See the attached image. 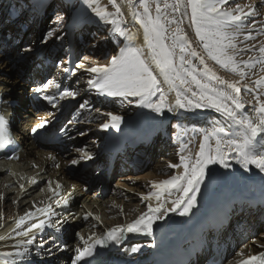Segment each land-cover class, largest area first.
Masks as SVG:
<instances>
[{"label": "snow or ice", "instance_id": "6c2138e0", "mask_svg": "<svg viewBox=\"0 0 264 264\" xmlns=\"http://www.w3.org/2000/svg\"><path fill=\"white\" fill-rule=\"evenodd\" d=\"M231 2L232 0H124L132 19L142 29V43H139L141 33L123 26L127 24V19L118 0H107V4H102L101 0H82L84 6L103 24L111 26L110 36L116 40L123 38L124 42V46L120 47L105 65L85 67L84 61H87L88 57L80 62L77 67L92 74L86 81L87 91L94 90L98 96L120 97L125 100L134 97L137 98V105L150 108L158 114H163L165 109L171 112L178 109L214 108L224 117L226 123L223 127L213 128L205 133L194 157L187 152V145L181 144L179 162L170 163L168 167H182L183 171L167 179L153 181L152 190L142 196L144 201L156 199L158 203L155 207L148 203L147 211L131 223L110 227L102 235L93 232L85 237L77 232L80 243L75 247L72 264H92L98 249L110 244H122L129 233L152 236L153 224L164 219L169 212L176 211L181 205V215L190 213L195 206V193L200 191V185L204 182L210 165L220 164L229 168L231 156V159L245 170L254 166L264 173V74L249 80L250 75L256 76L257 68L260 73H264V40L257 39V35L253 34L255 32L264 36V20L255 18L264 15V12L257 9V0L244 5L236 3L234 6H230ZM108 4L114 10L110 11ZM259 4L264 5V0H259ZM185 17L194 30L198 44H193L183 27ZM62 19L58 15L57 23ZM173 25L175 27H172ZM55 32V29L50 30L47 36H53ZM249 52L255 54L243 58L244 54ZM194 60L199 61V66ZM207 60L214 61L238 78L229 80L218 75ZM76 70L63 69L65 73L73 74ZM191 84H195L198 91H193ZM164 85H168V91H175L174 104L169 103ZM50 86L57 90L56 95L45 94L42 98L53 108L57 107L60 100H74L80 95L75 89L62 88L61 84L52 80L34 91L42 93ZM189 92L197 99H190L186 95ZM245 92L251 94L252 98H246L243 95ZM153 97L158 98L153 100ZM249 107L251 111L248 110ZM91 110L89 101L84 100L79 104L73 120L68 123L79 122L81 112ZM104 115L109 119L99 125L100 129L111 127L119 130L122 118L111 112ZM84 122L90 123L91 120L86 116ZM47 123V120H42L31 128V132L37 133L38 129L44 128ZM60 133L65 136L69 134L67 125L60 129ZM213 140L214 146L210 143ZM12 143L7 129V118L0 113V150H8ZM76 151L81 153V160L92 158L91 153L85 152L84 149L78 148ZM6 158L18 159L15 151ZM50 158L55 160L54 156ZM70 163L76 165L79 160L73 159ZM56 167H59V164ZM38 182L36 177L29 181L32 185ZM20 187L23 189L24 185L21 184ZM61 188L60 183L57 182L53 187L52 182L48 181V191L51 193L48 199L60 197ZM165 189H174L180 193L178 198L172 201V206L167 208L165 202L161 201V194ZM190 192L193 193L191 196L188 195ZM71 196L69 193L57 199L56 207L67 210ZM0 198H3L2 193ZM37 213L42 218L33 220ZM76 218L71 212L67 216L58 215L51 203L37 208L35 212H26L16 219V229H20L26 221L30 223L22 231L13 230L15 236L22 239L16 241L15 251L0 252V264H25L30 252L29 246L36 243L38 233L42 234L49 228L59 233L64 223ZM82 218L85 221L89 218L101 220L99 216H93L92 212L84 213ZM10 236L11 233L7 236L0 235V241H5ZM49 239L53 247L45 249L48 255L53 254V248L58 251L68 248L67 244H59L54 237ZM47 243L48 241L40 238L37 253ZM260 247L264 248V245ZM139 248L140 245H133L130 251L135 253ZM237 256L240 259L229 261V264H264V251L247 256L241 251Z\"/></svg>", "mask_w": 264, "mask_h": 264}, {"label": "bare ground", "instance_id": "6f19581e", "mask_svg": "<svg viewBox=\"0 0 264 264\" xmlns=\"http://www.w3.org/2000/svg\"><path fill=\"white\" fill-rule=\"evenodd\" d=\"M80 2L81 3L79 7L76 8L74 11L75 19L78 22L79 21L82 22V23H77V25H84L89 27L88 25H91V23L95 21L96 22L95 24H97V26H100L98 24H101L103 26V23L88 8L84 6L82 0H80ZM251 2L252 0L248 1V3ZM101 3L107 4V0H101ZM118 3H120L122 10L125 12V17L127 19V24L123 26L129 28L132 31H139L141 33V36L138 42L142 43V29L139 28V24H137L132 19L131 14L128 12L127 6L124 3V0H118ZM240 4L241 5L247 4V1L242 2ZM230 6H234V4H231ZM256 7L257 9L260 10L261 8L264 9V5H260L259 0H257L256 2ZM108 9L110 11L114 10L112 9L111 6H109V4H108ZM153 14H154V7H153ZM172 27H175V25H173ZM183 27L188 32L190 39L193 41V44L194 45L197 44L198 40L195 37L194 30L189 26V20L187 17L184 18ZM253 34L257 35V39L264 40V36L258 35L255 32ZM119 41L121 43L118 49L124 46L123 38H120ZM88 42L89 40H87V43ZM249 43H255V41H249ZM37 45L35 47H37ZM14 47L15 44L9 49H13ZM7 48L5 50H8ZM37 49L39 48L37 47L35 50ZM67 49L69 51L68 55L71 56L72 51L70 50V44ZM39 50L46 51L48 50V47L45 46L44 48H40ZM29 51L30 50H27L25 51V53ZM36 52L37 51H35V53ZM39 52L40 51H38V53ZM33 53L34 52H31L30 54H26V56H29V58L20 62L21 68L27 69L28 70L27 73L31 77L35 76V74L38 73L37 68H34L35 66L34 63L36 62L34 59L37 56V60H38V55H33ZM254 54L255 53H251V52L246 53L244 54L243 58L246 59L248 55H254ZM79 61H83V60L80 59ZM193 62L197 64V66H199L198 60H194ZM207 63L217 72L218 75L223 76L225 79L233 80L238 78L233 73L221 68L214 61L207 60ZM10 65H11L10 62L7 61V59L4 58L1 60L0 58V72L6 71L10 67ZM57 70L58 69L53 68L52 69L53 74L56 73ZM262 74L264 73H260L257 68L256 76L250 75L249 80L250 81L254 80ZM16 75L20 76L21 73L15 72L14 74L10 73V75L6 73H0V81H1L0 90L3 93L5 99L7 100H9L12 95H15L19 99L18 109L15 112L18 115L23 113L22 115L23 119H21L18 125L14 127V131H17V135L22 139V143L24 147V151L21 154L24 161L22 165H24L26 169H29L32 178L36 177L39 182L38 184H36V186L26 189V187L30 184L29 181H27L26 184L24 185V188L22 189L19 185V181L21 180L20 176L6 174V172H2L0 170V193L3 194L2 204H0V208L4 210V215H6L8 218L12 217L13 219L16 210L18 213H20L23 212L26 208H30L28 210L30 211L32 210V208H34L32 202L37 203L38 201L49 197L50 192L48 191V181L52 182L53 187H55V184L58 182L62 185V188L60 189L61 195L60 197H53L52 200H49V202L54 206L58 215L67 216L68 213L71 212L75 217H77L76 219H69L66 223H64L63 227L66 231L71 228L72 222L78 220L80 222V227H81L80 233L82 235L85 234L86 236H88L89 233L93 231L100 232L106 223L103 222L102 224H100L99 222H97L95 219L92 218L89 219L88 221L85 220L83 221L80 217L81 215H83L86 212H92L93 214H103L107 217V219H109L108 222L115 221V224L126 225L129 222H132L134 219H136L141 213L146 212L148 203H151L153 207L157 205L158 201L154 198L151 199L150 201H144L142 199V196L144 194H147L150 190H152L151 184L153 181L164 180L167 179V177L169 178L173 173L178 174V172L180 173L183 171L182 167L179 169L169 168L168 165L172 162L168 164H164L163 162L167 160L164 157L158 158L156 160L157 163L155 164V167L153 168L152 172L136 173L135 167L131 166L130 162L137 154L135 152L136 150L139 152L140 150L144 151V153L148 155V157L151 156V158H153L152 155H154L155 153L154 149L156 147H157L156 152L168 149V145L165 144V140L163 139V136L161 134V132L162 133L166 132L165 130L166 120H168L170 117L180 118L183 116H185L187 119V118H192L191 116L193 115H196L197 117L193 116L194 117L193 119L196 121L201 117L207 116L210 125H208V128L205 129L202 135L196 136L197 146L200 145V142L203 140V137L206 132H210L213 128L223 127L226 123L224 117L214 108L178 109L171 112L165 109L163 114H158L152 111L150 108L142 107V106L133 114L127 115V117H121L122 120L120 123L119 130L115 128L111 129L109 127L108 129H103V133H101L100 127L99 128L96 127L102 124V122L101 123L95 122L94 126L96 129H93V131L97 130L98 134L97 135L95 134V137L92 141L89 140L88 142L85 143L87 144V147L85 148L89 150L88 153L93 152V154L91 155L92 158L88 161L97 160L96 162H99L101 160L105 161L104 159H107L108 155L110 154L109 153L107 154V151L100 154L98 147L101 149L102 143L107 142L108 141L107 138L110 136H118L119 133L123 131L124 133L126 132L132 133V136L135 139L134 144L127 147V150L125 152L126 153L125 158L119 160V163L117 164L118 168L114 170L113 180L114 177L118 175L119 176L117 182L114 184L115 188H112V191L114 193L113 196L110 199L109 198L101 199L97 197L98 189L95 191L94 186L92 185L93 182L90 181L91 178H94L95 175L100 174V172L102 171L101 167H96V169L99 171H94L95 168L82 170V171L80 169L81 171L80 174L72 173L68 171L67 167H69L68 165L71 164L70 163L71 160L79 157V152L76 151L79 147L78 145L76 146V148L70 150L67 149L65 151H61L60 149L43 148L41 145L37 146L35 139L28 134L29 127L31 126L32 123L34 122L38 123L42 118L47 119L48 118L47 116H50L48 112L49 110L47 112L42 111V112L34 113V111L31 108L26 109V101L23 99L22 95L18 93L21 89L20 87L21 82L18 80L19 77ZM91 75L92 74L86 72L85 69L82 70L80 73L79 71H77L76 75L73 74L70 76V78L68 79V83L71 82L72 86H75L74 81H71L72 78L80 77V76L90 77ZM31 77H29V79H31ZM188 79L190 80L191 78L188 77ZM190 86L193 91H198L197 86L195 84H191ZM163 87L165 89L169 103L174 104L176 98L175 91L174 90L168 91L167 90L168 85H164ZM186 95L192 100L197 99V97H193L190 92L186 93ZM243 95L248 99L252 98L251 94L247 92H245ZM111 98L113 97L97 95V97L95 98L91 97V101L100 103L101 102L99 101L100 99H104L106 101V100H111ZM157 98L158 97H153V100ZM6 107L9 112L10 111L14 112L13 108L10 107L8 104L6 105ZM20 110L24 112L19 113ZM248 110L251 111L250 107L248 108ZM122 112H125V109H123ZM88 117L91 118V115H89ZM172 122L178 123L177 120ZM203 126H207V125L204 124L202 125V127ZM76 129L77 127H75V130ZM96 140L97 141L102 140V142L95 143ZM137 140H139L138 142L140 143H136ZM146 141H148L149 145L142 147ZM182 142H183V138L180 137L177 140V143L181 145ZM210 143H212L214 146V140L210 141ZM174 152L176 151H172V153ZM50 156H54L55 160L51 159ZM158 160L161 162H158ZM229 163L231 164V167L229 168H224L220 164H213L209 166L204 182L200 185V191L195 193L196 202H195V206L193 207L190 213H188L187 215H181L180 213L183 211V206L181 205L177 207L176 211L169 212L164 219L157 220L153 224V227L156 228L157 231H166L165 233L170 231L169 229L170 227L178 228V229L185 228L187 222L192 223L198 215H200L202 212L208 210L209 208L213 207L216 204H220L225 207L226 205L229 206V204L235 206V204L243 203L241 207H238V209L234 211L237 215L242 214V216L234 217L233 220H231L229 229H232L235 223H238L240 227H246L247 224H249L250 219L255 218V222H257V219L262 218L264 215L263 214L264 207L263 206L256 207V200H257L256 197L260 195L264 197V173H261L254 166H250V170H245L235 160H232L231 156H229ZM33 164H36L38 168L36 169L32 168ZM57 164H59L58 169L56 167ZM95 164L98 165L97 163ZM158 167H161L160 170L167 167V172H169L170 174H167L166 176L157 175L156 173L159 170ZM86 181H89V183H87ZM101 181L106 182V185L104 186L106 188H109L110 185L114 183L109 180H104V177L101 179ZM144 186L149 188L148 192H144L143 190ZM39 188L41 189L38 191ZM35 190L36 192L32 193ZM13 193H15L14 197L11 196V194ZM69 193H71L72 196H71V201L67 206V210L63 208H57L55 205V201L63 196H67ZM192 194L193 193L190 192L188 195L191 196ZM179 195L180 193L176 192L174 189L173 190L165 189L161 194V201L165 202L166 208L171 207L172 201L177 199ZM114 196H118V197L116 198ZM254 197L256 199H254ZM185 199H187V197H185ZM229 214H233L232 209L229 210ZM19 217L20 216L18 215L14 220L16 221V219H18ZM39 218L42 217L40 216L39 213H37V216L33 217V220ZM12 219H9V221L5 224V226L3 228H0V235L7 236L9 233H11L9 239L5 241H0V252L15 251L14 245L16 244V241L22 238L15 236V231L13 230L15 229L16 231H22L24 227L28 226L25 225V226H21L20 229H16L15 222ZM104 220L105 218H103V221ZM263 220L264 217L263 219H261L260 227L264 226ZM93 225H95V227H93ZM39 235H43L45 236L46 239H49V236L46 234V230L42 234L41 233L37 234V241L36 243L31 245L32 250L31 252H29L25 264H44L48 259H51V257H54L55 259L52 260L50 264H56V262H58L59 264H68L65 263V261L69 258L74 247L78 243H80L76 236L73 238V241L70 244L68 251L63 252L56 250V248H53V254L48 255L44 249L53 247L48 241V243L45 244L44 248L40 249L39 253H37V249L39 247V240H40L38 239ZM127 236L129 237V241L131 242V245H128L126 247L127 249H125V251L128 254H133L130 251L133 245H140V248L137 251V253H141L147 248L146 244L148 243L149 236L143 234L130 236V233L127 234ZM240 237L241 235L239 234L237 239H239ZM226 243L229 244V242ZM260 245H264V229L260 230V232L255 237H253V239L249 240L246 244H244V246H242L237 253L244 250L243 247L245 246L250 247L252 249H258L260 248ZM229 247L228 250H231V248ZM71 255H73V253Z\"/></svg>", "mask_w": 264, "mask_h": 264}, {"label": "rangeland", "instance_id": "374dc122", "mask_svg": "<svg viewBox=\"0 0 264 264\" xmlns=\"http://www.w3.org/2000/svg\"><path fill=\"white\" fill-rule=\"evenodd\" d=\"M42 1H44V0H0V28H3V29L7 28L9 31H11V30H14L13 27H15L17 25H23L24 28H26V31L23 33V37H22L21 41L23 43H26V44L20 45V46H22V47L29 46L33 50H35L37 47H39V48H44L45 46H47L48 48L49 47H52V48L55 47L53 49H50L49 52L54 53L56 51L55 53H56V55H58L60 48L56 47V46L58 43H60L61 39H64V37L68 36V33H69L68 30L71 28V25L73 24L72 12H73L74 8H76L80 5V1L74 0V2H72V3H67L64 0H46V2H49L51 4V6L49 7L47 5L45 8L41 7ZM246 1L248 3V1H250V0H232L231 4H236V3L240 4V3L246 2ZM64 4H65V7H64ZM109 6H111V5L109 4ZM258 10H260V9H258ZM260 11L264 12V9L261 8ZM58 15L63 18L62 21H60L59 23H57V21H56V17ZM255 18L257 20H261V19L264 20V15L263 16L262 15L257 16ZM77 23H82V22L77 21ZM98 25H100L99 28H101V29L106 28V26H108L105 24H103V26L101 24H98ZM88 28L89 27L84 26V25H77V26H73L71 28L72 33H74L77 30L81 31V39L79 41L80 42L79 44H77L76 42L73 43L72 41L69 42L71 51H72L73 46H78V47H80L81 55L84 56L83 58L88 57L87 60L92 61L91 59H95L96 56H98L101 59V57L107 51L112 50V48H111L112 42H115L116 45L118 44L117 46H120L121 42L119 40H116L113 38L109 40V38L105 37V35L109 36V34H107V32H108L107 28L104 31H95L94 34L92 31L88 32ZM53 29L56 30L55 34L53 36H50V37L47 36V33ZM92 30H94V29H92ZM2 31H5V30H2ZM73 38H74V36H73ZM44 39H49V40L47 43H42L41 47L36 44L37 42H42ZM87 40H89L88 43H87ZM32 42H34L37 45V47H35L36 45H29ZM89 43H91V44H89ZM99 43H101V44H99ZM197 44H198V42H197ZM18 47H16V48L14 47L13 49L7 48L9 51L4 50L3 53H0L1 54L0 55L1 60L5 58L11 64L10 67L5 71L6 74L10 75V73L14 74L15 72H18V73L20 72L22 74V72H21L22 68L20 66V62H22L23 60H25L27 58L24 57V54L20 55V54L16 53L17 49H18V51L22 50L21 48H18ZM97 49H98V51H97ZM113 49H117L116 46H113ZM39 51L42 52L43 50H39ZM31 52L32 51H29L26 54H30ZM113 52L115 53V51H113ZM36 53L34 52L33 55H35ZM8 54L10 56H8ZM72 54L75 57V55H76L75 49L72 51ZM112 55H113V53H111V52H108L107 54H105L104 55V61H108ZM26 57L29 58V56H26ZM34 60L35 61L37 60V56L35 57ZM99 62H98V64H99ZM15 64L17 66V70L14 67ZM25 74L27 77L28 73L26 72ZM32 74H33V71H32ZM35 75H38V74L36 73ZM16 76L19 77V79H18L19 81H20V78L23 77V76L20 77L19 75H16ZM20 82H21L20 87H24L25 81L24 82L20 81ZM81 94L82 93H80L79 96H81ZM129 98L132 99V102L129 103L130 105H132L131 107L137 106V104L135 102L137 98H132V97H129ZM117 99H118V101H117ZM124 100L125 99L120 98V97L111 98V101H116V102H119L117 104H120L119 105L120 110L115 105L116 110L118 112H120V114L118 115L120 117H127V115H131V114H127V109H129L130 106L125 104L126 100L125 101ZM99 101H101L100 102L101 104H104L107 100L105 101L104 99H100ZM91 103H97V102H92L90 100V104ZM115 106H114V108H115ZM140 108H141V106L138 107V109H140ZM26 109H28V108L26 107ZM123 109H125V112H122ZM20 112H24V111L20 110L19 113ZM84 112L85 111H82L83 114H84ZM22 115H23V113L19 115L20 120L23 119ZM90 115L93 116L94 118L99 117V116H94L92 114H90ZM114 115H117V114H114ZM193 116L197 117L196 115H193ZM193 116H191L192 118H187V119L185 116L180 117V118L170 117L168 120H166V126L167 127L170 126V127H168V133L169 134L167 136H164L165 140H166L165 144L168 145V149L156 152V148H157L156 147L154 149L155 153H154V155H152V157L154 159L151 158V156L148 157V155H146L144 153V155H146L148 157V159L145 160L144 163L138 164L139 167H141V168H139L136 171V173L152 172L153 168L155 167V164L157 163L156 160L158 158H162V157L166 158L167 160L165 162H163L164 164H168L167 162L175 160V159L178 162V159H179L178 153H179L180 147H179V145H177L175 143L177 140L176 139L177 137H174L177 134L179 135V138L180 137L183 138V142L181 144H184L187 142L190 143L192 141L189 145H187V152L188 153H190L192 150H196L195 144L197 146V139L193 138L194 136L190 135V133H192L194 135V133L201 132L205 128L207 129L208 126L202 127V125H204V124L208 125L209 121H208L207 116L201 117L200 119H198L196 121L193 119L194 118ZM176 120L178 123L172 122V121H176ZM200 127H202V128L200 129ZM185 128H186V131L184 132ZM188 128H190L189 134H188V130H189ZM80 130H81V127L78 126V128L76 129V134L78 132H80ZM82 131H84V133L86 134V137L88 139L86 142H88L89 140L92 141L94 139L95 135H94V133H93L94 131L92 129H90L89 127H86L85 129H82ZM182 132H184V133H182ZM192 138H193V140H191ZM85 143H77V145L79 146L78 147L79 149L84 148L85 152H88L89 150L87 148H85V147H87V144H85ZM198 149H199V146H197V150L195 152H192L190 154H192V156L194 157L195 153L198 151ZM172 151H176V152L172 153ZM135 152L136 153H142L143 151L140 150V152H139L136 150ZM80 155H81V153H79V157H80ZM79 157L76 159L78 160ZM158 162H161V161L158 160ZM173 163H176V162H173ZM160 168L161 167H158V169H160ZM165 169L167 171V167ZM81 171H82V169H81ZM81 171L79 168V171L75 172V173L80 174ZM118 176L114 177V179H115L114 184L117 182ZM113 188H115V185H113ZM15 190H16V188H15ZM111 192L112 191H110L108 194H106L105 197L110 198ZM11 196L14 197L15 193L11 194ZM114 197L117 198L118 196H114ZM0 204H2V198H0ZM15 210H16V208H15ZM0 212L4 214V210L2 208H0ZM1 213H0V217L2 215ZM255 223L256 222H255V218H254L253 225ZM262 229H264V226L259 228V230H262ZM239 250H240V248H239Z\"/></svg>", "mask_w": 264, "mask_h": 264}]
</instances>
